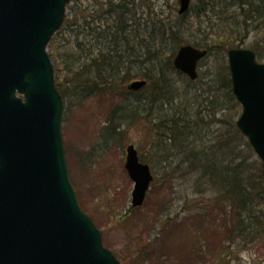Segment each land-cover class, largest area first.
Returning <instances> with one entry per match:
<instances>
[{
	"label": "rangeland",
	"instance_id": "obj_1",
	"mask_svg": "<svg viewBox=\"0 0 264 264\" xmlns=\"http://www.w3.org/2000/svg\"><path fill=\"white\" fill-rule=\"evenodd\" d=\"M98 1H73L66 18L72 19L80 9L93 10ZM134 4L142 30L146 24L152 29L155 21L168 24L179 8V0H135ZM206 26L189 25L183 45L205 35H209L205 45L218 44L220 40ZM262 32L255 31L227 49L253 50L264 64ZM76 38L71 31L55 35L54 55ZM84 38L85 34L78 40ZM58 56V81H64L66 90L62 138L70 179L81 209L120 264H264L262 161L237 126L242 106L227 84L228 53H210L199 66L196 82L172 74L173 93L154 103L147 99L150 90L127 93V83L144 79L134 77L145 73L143 68L136 67L133 78L116 93H88L74 88ZM131 144L154 175L144 205L134 209V182L125 168L126 148ZM196 153L212 176L203 166L192 167L189 158ZM225 166L237 168L241 182ZM241 183L247 192L246 210L239 198L227 197L223 189L238 190ZM147 245L151 250L144 253Z\"/></svg>",
	"mask_w": 264,
	"mask_h": 264
},
{
	"label": "water",
	"instance_id": "obj_2",
	"mask_svg": "<svg viewBox=\"0 0 264 264\" xmlns=\"http://www.w3.org/2000/svg\"><path fill=\"white\" fill-rule=\"evenodd\" d=\"M72 0H0V264H120L102 232L81 209L62 138L64 102L47 46ZM192 0H179V15ZM208 50L182 46L177 71L198 79ZM233 93L243 110L237 126L262 161L264 180V64L250 49L228 51ZM147 81L128 84L138 92ZM126 170L142 207L154 180L134 145Z\"/></svg>",
	"mask_w": 264,
	"mask_h": 264
},
{
	"label": "trees",
	"instance_id": "obj_3",
	"mask_svg": "<svg viewBox=\"0 0 264 264\" xmlns=\"http://www.w3.org/2000/svg\"><path fill=\"white\" fill-rule=\"evenodd\" d=\"M101 1H98L93 10L80 9L74 11L72 19H65L61 30L56 35L71 31L77 36L76 40H69L64 44L67 48L65 51L61 52L57 48L55 56L54 40L48 46L55 69L56 87L63 98L66 96V90H63L64 81L63 83L58 81L57 63L60 58L58 55H61L64 60L65 71L72 77L71 82L75 84L74 88L88 93L107 91L116 93L121 90L122 83L126 84L133 78L132 72L136 67L143 68L140 70L145 73L136 74L134 77H142L148 81V86L141 92L150 90V96L147 99L151 98L154 103L168 99L173 93L170 76L172 74L181 76L174 69L173 58L178 48L186 42L184 34L188 32L189 25L192 28L203 27L205 23L206 28L215 33L220 40L218 44L205 45L209 35H205L206 37L200 41L197 40L198 42H189L196 47L208 49L210 53L216 50L225 53L228 51V45L248 38L255 31L264 33V0H197V4H193L188 14L177 15L168 24L163 20L155 21L152 29L149 28V24H146L144 30H142V24L135 20V0ZM89 19L90 22H88ZM98 20L102 23L99 24ZM187 20L188 24L184 23ZM202 31L203 29L198 30L200 33ZM83 34L85 38L80 42L78 37ZM226 80L231 88V78L228 73ZM189 159L192 161L193 168L197 170L203 166L205 173L211 175L204 166L205 163L201 162V154H192V159ZM214 160L217 161L215 158ZM240 166L241 164L238 169ZM224 168L228 174L236 176L241 182L237 168L235 170L226 166ZM223 189L227 197L239 198L242 210L248 209L246 187L242 183L238 190L224 187ZM236 227L240 228V225ZM240 233L243 234L244 231ZM150 250L151 245H147L143 252L147 253Z\"/></svg>",
	"mask_w": 264,
	"mask_h": 264
}]
</instances>
